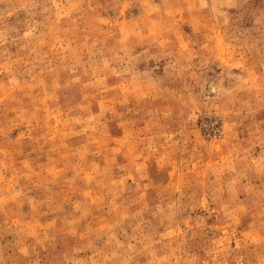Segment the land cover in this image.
<instances>
[{"label": "rangeland", "instance_id": "obj_1", "mask_svg": "<svg viewBox=\"0 0 264 264\" xmlns=\"http://www.w3.org/2000/svg\"><path fill=\"white\" fill-rule=\"evenodd\" d=\"M0 264H264V0H0Z\"/></svg>", "mask_w": 264, "mask_h": 264}]
</instances>
